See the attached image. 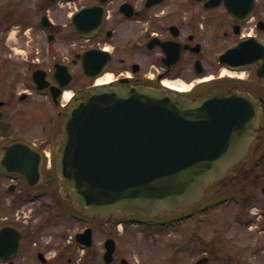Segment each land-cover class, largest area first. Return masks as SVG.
<instances>
[{
  "label": "flooded vegetation",
  "instance_id": "flooded-vegetation-1",
  "mask_svg": "<svg viewBox=\"0 0 264 264\" xmlns=\"http://www.w3.org/2000/svg\"><path fill=\"white\" fill-rule=\"evenodd\" d=\"M97 5H104L101 23L90 30L100 12L87 13L85 37L74 29L73 8ZM239 42L241 59H220ZM108 74L113 85L180 79L192 96L237 88L262 102L264 0H0V264H143L120 239L163 229L80 218L54 195L44 157L68 100ZM261 125L264 132L263 106ZM47 207L71 222L60 238V231L40 235ZM107 239L115 240L107 242L112 256ZM243 252L227 253L228 264H264V233Z\"/></svg>",
  "mask_w": 264,
  "mask_h": 264
},
{
  "label": "water",
  "instance_id": "water-1",
  "mask_svg": "<svg viewBox=\"0 0 264 264\" xmlns=\"http://www.w3.org/2000/svg\"><path fill=\"white\" fill-rule=\"evenodd\" d=\"M89 11L101 12L74 13L79 31ZM259 115L238 91L186 97L142 84L94 86L72 101L56 135L58 191L101 218L186 209L246 173Z\"/></svg>",
  "mask_w": 264,
  "mask_h": 264
},
{
  "label": "rangeland",
  "instance_id": "rangeland-1",
  "mask_svg": "<svg viewBox=\"0 0 264 264\" xmlns=\"http://www.w3.org/2000/svg\"><path fill=\"white\" fill-rule=\"evenodd\" d=\"M16 29V26H12L8 32L9 41L17 35ZM259 171L263 182L264 172ZM257 182H259L257 179L243 182L238 189L230 190V193L223 196L228 198L227 204L217 205L206 212V219L203 215L204 219L199 221L196 232L193 231L191 221L184 220L181 224L160 229L149 236H143L133 230L132 236L126 235L125 238L120 239L121 246H123L122 242L126 244L132 253V258L143 264H196V260L202 256L208 258L205 262L207 264H225L227 261L223 257L228 256L227 253L236 258L247 256L248 252H243V248L248 245L253 247L254 242L261 240L264 233V196ZM239 194L240 201H238ZM45 202H48V199ZM49 210H51L49 207L42 208L40 212V235L54 236L60 231L58 236L60 238L71 222L52 216ZM45 223L50 224L45 228ZM196 233L200 235V241L196 239ZM183 242L189 243V246H181L176 251L173 250L175 243ZM173 252H175L174 256Z\"/></svg>",
  "mask_w": 264,
  "mask_h": 264
},
{
  "label": "bare ground",
  "instance_id": "bare-ground-1",
  "mask_svg": "<svg viewBox=\"0 0 264 264\" xmlns=\"http://www.w3.org/2000/svg\"><path fill=\"white\" fill-rule=\"evenodd\" d=\"M242 74V73H241ZM111 77H112V75H105V76H103V77H100V78H98L97 79V81H99V82H103V81H107V80H109V79H111ZM169 83H172L173 85H186L187 86V84H185L182 80H180V79H175V80H173V81H170Z\"/></svg>",
  "mask_w": 264,
  "mask_h": 264
}]
</instances>
